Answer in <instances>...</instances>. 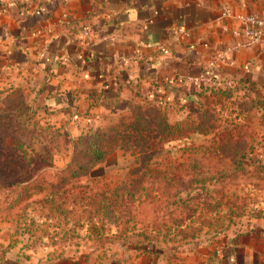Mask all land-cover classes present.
Here are the masks:
<instances>
[{"label": "rangeland", "instance_id": "obj_1", "mask_svg": "<svg viewBox=\"0 0 264 264\" xmlns=\"http://www.w3.org/2000/svg\"><path fill=\"white\" fill-rule=\"evenodd\" d=\"M10 1L24 0H0V9ZM1 78L3 110L7 95L23 97L28 88L21 82L12 88ZM211 87V94L202 92L193 104L162 94L145 97L151 106L144 100L129 103L159 107V113L147 110L153 120L164 114L169 124L181 121L190 130L186 140L162 141L169 158L183 163L177 182H170L165 167L155 189L149 175L133 176L143 184L137 196H131L133 179L127 176L135 162L129 146L142 142H127L125 131L101 143L107 158L90 173L75 175L78 166H67L72 157L77 165L88 162L78 137L101 126L102 115L125 112L126 105L115 107L121 100L101 94L74 102L70 117L41 112L31 119L18 96L15 106L22 108L20 121L27 127L18 131L46 160L31 177L40 175L46 189L19 205L0 193V264H214L235 251L239 237L264 223V85ZM60 106L50 108L65 107ZM205 147L213 151L204 155L199 148ZM192 160L202 163L203 174L199 165L188 166Z\"/></svg>", "mask_w": 264, "mask_h": 264}, {"label": "crops", "instance_id": "obj_2", "mask_svg": "<svg viewBox=\"0 0 264 264\" xmlns=\"http://www.w3.org/2000/svg\"><path fill=\"white\" fill-rule=\"evenodd\" d=\"M8 4L0 9V78L12 88L25 84L42 106L38 113L48 115L45 107L54 111L51 106L64 104L69 108L57 114L70 117L74 102L101 94L128 103L177 95L189 103L213 85H264V49L222 56L236 41L237 16L263 14L264 0ZM120 57L129 60L118 65ZM214 264H264V223L239 237L235 251Z\"/></svg>", "mask_w": 264, "mask_h": 264}, {"label": "trees", "instance_id": "obj_3", "mask_svg": "<svg viewBox=\"0 0 264 264\" xmlns=\"http://www.w3.org/2000/svg\"><path fill=\"white\" fill-rule=\"evenodd\" d=\"M213 89L214 88L212 87L202 89L197 93V97H194L193 95L188 102L193 104L199 101L202 97V92L205 94H211ZM13 91H16V89H12V92ZM23 94H25L23 97L17 95V92L10 96L7 95L5 97L7 99V105L5 106V109H0V193L12 197L14 196V199H12L13 205L27 202L34 195L38 193L40 194L46 189L43 184L39 183L40 175L37 177H31L34 174L33 169L41 163H45L46 160L41 154L36 153L35 149H33V144L26 143L27 139L22 138V133H19L18 130L27 127L24 126V123V125L21 124V113H19V111L21 112L22 108H17L14 101L18 96L21 102L22 99L25 100L23 102L28 104V106L24 108L26 112L25 115L31 119L38 114L42 106L35 105L37 98L32 95L30 89ZM29 94L30 97H28ZM144 101L148 104L151 102L150 99L147 98H145ZM121 102L122 103L119 105L116 103L115 107L126 105L127 110L125 112H114L109 115H102L101 120L103 121V124L101 126L93 132L88 131L78 137V143L80 142L83 148L86 149V154L89 157L88 162L77 165V160H75V157H72L67 166H78L77 169H75V175H86L90 173L95 166L103 163L107 158L106 150L101 143H105L110 135L114 136L118 133H124L122 131H125L124 135L128 138L127 142H142V145H139L138 147L136 144L129 146L132 154L135 155V162L134 165L128 169V178H132L133 176L139 177L142 173L149 175L151 178L150 180L152 181V188L155 189L156 180H158L159 174L163 171L162 167H165L168 171L163 172L171 173L173 176V179H170V182H177L180 178L178 172H181L183 163H178V160L173 161L172 157L169 158L171 153L170 151L167 152V154L165 153L162 141L171 142V140H165V138L174 140L176 137H179L180 140L188 139L190 134V130H188L189 125H185L184 122L181 121L169 124L167 119L163 118L165 117L164 114L163 117L158 114V120H153L151 115L147 113V110H151L154 107L146 108L143 105H130L127 101ZM63 103L68 102L63 101ZM68 108L69 105L64 108L50 111L45 107V112L48 115H54ZM158 108L159 107L154 109L159 113L161 108ZM128 120L134 123H128ZM140 127H143V133L134 134L135 130ZM43 129L44 131L46 130V128ZM31 131L34 130L29 129V132ZM121 147L123 148L124 145ZM75 149L73 155H76L77 147H75ZM199 149L204 155L213 151V149L207 147ZM216 150L214 156L218 157L222 155V153H220L222 152V146L217 147ZM184 151L193 152L194 147H186L184 148ZM239 164L241 165V163ZM198 165L200 166L199 170L201 174H203L202 163L192 160L188 166L192 167ZM234 165L237 166V163ZM137 179L139 178H134L132 184H129L134 191L131 196H137L138 192L143 190L142 182H138ZM100 209H102V205L100 206Z\"/></svg>", "mask_w": 264, "mask_h": 264}, {"label": "built area", "instance_id": "obj_4", "mask_svg": "<svg viewBox=\"0 0 264 264\" xmlns=\"http://www.w3.org/2000/svg\"><path fill=\"white\" fill-rule=\"evenodd\" d=\"M227 16L228 11L225 13ZM237 20L240 22L241 27L234 32V38L236 41L226 51L222 52L224 57L226 52H231L239 49L261 47L264 49V13L247 16H237ZM150 47L149 45H147ZM159 50L167 53L168 50L165 47L160 46ZM222 57V58H223ZM127 57H120L117 60V64L121 65L128 61Z\"/></svg>", "mask_w": 264, "mask_h": 264}]
</instances>
